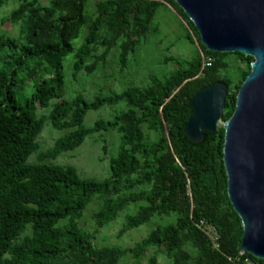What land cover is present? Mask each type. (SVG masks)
Segmentation results:
<instances>
[{
  "label": "trees",
  "instance_id": "trees-1",
  "mask_svg": "<svg viewBox=\"0 0 264 264\" xmlns=\"http://www.w3.org/2000/svg\"><path fill=\"white\" fill-rule=\"evenodd\" d=\"M88 1L19 0L1 18L18 23L19 34H0V264H118L126 254L132 257L130 264L143 259L158 264L160 249L171 264H245L246 258L264 264V258L240 253L243 230L227 194L223 128L204 131L198 143L184 131L192 114L188 99L213 82L227 85L222 118L231 115L253 57L207 49L174 0H97L90 14ZM160 7L177 16L194 45L192 57L166 54L164 60L176 68L150 74L144 84L95 94L92 100L83 93L67 97V55L73 58L72 78L91 74L114 49L119 67L125 68ZM206 56L212 58L209 64L203 62ZM114 105L119 108L108 118L85 123L88 111ZM46 123L64 133L42 149L39 134ZM143 126L156 139L148 140ZM110 130L119 135L112 156L102 134ZM90 136L100 141V159L109 163L103 179L54 160ZM94 197L99 202L92 213L96 228L89 231L77 220ZM135 203L137 209L125 215L119 235L153 216L172 220L128 247L95 245L94 233ZM201 220L215 227L217 247L200 228ZM151 248L155 250L147 255Z\"/></svg>",
  "mask_w": 264,
  "mask_h": 264
},
{
  "label": "water",
  "instance_id": "water-1",
  "mask_svg": "<svg viewBox=\"0 0 264 264\" xmlns=\"http://www.w3.org/2000/svg\"><path fill=\"white\" fill-rule=\"evenodd\" d=\"M196 27L207 49L253 57L231 115L223 120L227 85L216 81L188 99L184 125L198 143L204 131L223 128L227 194L240 217V253L264 258V0H174Z\"/></svg>",
  "mask_w": 264,
  "mask_h": 264
},
{
  "label": "rangeland",
  "instance_id": "rangeland-1",
  "mask_svg": "<svg viewBox=\"0 0 264 264\" xmlns=\"http://www.w3.org/2000/svg\"><path fill=\"white\" fill-rule=\"evenodd\" d=\"M45 1V0H44ZM97 0H89L86 12L92 13L94 10V2ZM19 0H6L0 6V34H6L17 37L19 34V24L13 22H2L1 18L7 15L14 7L17 6ZM85 31L82 30V35ZM81 41V36L73 41L75 47ZM195 48L184 36V31L179 24L177 16L171 9L159 8L153 19L151 28L145 41L139 43L133 54L130 56L125 68L121 69L118 63L117 50L110 52L104 64H98L97 68L89 75L79 73L72 78V55H67L63 60V72L65 75V90L67 97L70 98L76 93H83L87 99H93L95 94L106 95L110 91L120 90L129 85L144 84L148 81L150 74L161 76L176 68L174 62H166L164 56L171 54L178 57L190 58L194 55ZM25 94L30 95V86L26 85ZM118 105L108 106L99 111H88L85 123L90 125L99 116L108 118L114 112ZM147 134L148 140L156 139L154 131L143 126ZM64 131L56 130L44 125L39 134V141L42 149L52 145L54 140L62 135ZM108 144V156H112L116 152L118 146L119 135L116 131L110 130L103 132ZM96 135V134H95ZM95 136H90L81 145L71 151L61 153L55 160L56 163L72 164L84 176H90L96 179H103L109 173L108 160L100 157L101 143L95 140ZM30 159L36 161V155H31ZM99 202L96 197L92 198L90 203L83 211L81 218L77 220V224L86 230L92 231L96 228L92 218V213L98 209ZM138 204H130L119 212L117 217L110 223L102 226L94 233L93 243L95 245H118L120 247H128L136 241L146 236L156 225L165 223L172 218L165 216H153L149 221L140 224L137 227L130 228L125 233L119 235L125 215L133 213L137 209ZM155 249L148 250L147 255ZM158 264H171L165 253L160 249L157 252ZM132 257L130 254L124 255L118 264H130ZM142 264H146L142 260Z\"/></svg>",
  "mask_w": 264,
  "mask_h": 264
},
{
  "label": "built area",
  "instance_id": "built-area-1",
  "mask_svg": "<svg viewBox=\"0 0 264 264\" xmlns=\"http://www.w3.org/2000/svg\"><path fill=\"white\" fill-rule=\"evenodd\" d=\"M211 60H212V58L209 56H206L203 58V62L205 64H209L211 62ZM199 226L204 231V233L209 237L210 241L212 242V245L214 247H217L218 246V243H217L218 233H217L215 227L212 224L205 222L203 220H201L199 222ZM244 261H245V264H258V263L253 262L249 258H246Z\"/></svg>",
  "mask_w": 264,
  "mask_h": 264
}]
</instances>
